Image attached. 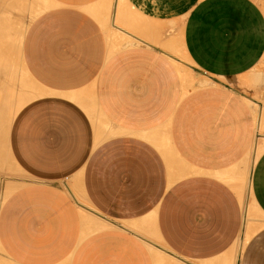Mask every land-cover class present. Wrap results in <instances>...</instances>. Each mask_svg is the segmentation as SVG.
I'll list each match as a JSON object with an SVG mask.
<instances>
[{
	"label": "crops",
	"instance_id": "0c3cea01",
	"mask_svg": "<svg viewBox=\"0 0 264 264\" xmlns=\"http://www.w3.org/2000/svg\"><path fill=\"white\" fill-rule=\"evenodd\" d=\"M108 4L46 0L24 29L35 92L7 132L24 178L0 202L2 253L15 264H158L157 253L264 264V148L251 163L264 140V11L196 0L175 23L179 6L136 9L137 20L162 18L149 22L161 34L139 19L132 31L146 41L112 49L125 14ZM177 41L192 61L186 77L170 56Z\"/></svg>",
	"mask_w": 264,
	"mask_h": 264
},
{
	"label": "bare ground",
	"instance_id": "6f19581e",
	"mask_svg": "<svg viewBox=\"0 0 264 264\" xmlns=\"http://www.w3.org/2000/svg\"><path fill=\"white\" fill-rule=\"evenodd\" d=\"M45 4H46V0H0V173L1 174H2V172H3V174L5 172H7V165L8 164H7V160H6L7 157H6V153H5V144H6V139H7L8 128L10 125L11 112L14 109V106L22 103L23 100L27 96L34 95V92H35L34 91L35 88L33 85H28V83L25 84L22 81L20 84H16V77L15 76H17V75H15V70H16V66H17V62H16L17 44L21 43L22 35H23L24 29L26 27V21L28 23L45 6ZM178 6H179V2L177 0H117L115 5H114V9L115 10L118 9L120 11V14H121L122 9H123L124 14H125L124 22L131 24V23H137L139 19H142V17L140 15H142L143 13L140 14L141 13L140 11H138V12H140L138 15V18H139V16H140V18L138 20L136 19V17H137L136 9L141 10V11H147L150 13V15L154 16V15H159L160 13H166V12H168V10L170 8L176 9V7H178ZM92 11L95 12V10H93V9H92ZM142 16H144V14ZM176 16H178V15H176ZM146 17L150 18L147 15H146ZM153 18H155V17H153ZM153 18L150 21L152 23V20H153L155 26H156V22H157V25L159 26V21L163 20L162 18H160V19L158 18L159 21H158V19L156 21V19H153ZM170 19H172V17L166 18V24H168V23L170 24V22H171V25H172V21L175 19V16H173V20L170 21ZM176 20H175V22H176ZM139 21L142 23L148 22L147 25H149V22H150V21H148V19H146V21H144V22H143V19L139 20ZM163 22L165 23V21H163ZM163 22L161 21L160 23H163ZM139 23H137V24H139ZM146 23L144 24V27H145ZM113 24L116 25L114 22H113ZM173 24H175V23H173ZM150 25L148 26L149 28H151ZM152 25H153V23H152ZM162 25L160 24V27ZM129 26L132 27V24ZM153 26H152L153 29H157V28H154ZM116 27L118 28L117 29L118 31L113 33L112 40L110 42L112 45L111 46L112 49H118V48L125 46L127 44H130L134 41H137V42L146 41L143 38L144 34L141 37L138 34L136 35L133 32H131L125 28H122L118 25ZM161 28H158L157 31L153 30L154 33L155 32L158 33V31H159L161 34V32H162V31H160V30H162ZM141 29H143V27ZM174 29H175V27L172 29V32ZM177 29H178V27H177ZM147 30L149 31V29H147ZM147 30H143V33ZM152 33H150L148 35L152 36ZM164 33H166V32H164ZM169 33H171V32H169ZM176 33H177V31H176ZM139 34L142 35L141 32ZM156 35H158V34H156ZM156 35H155V37H156ZM172 35H173V33H172ZM180 35H182V33ZM153 36H154V34H153ZM157 37H156V39H157ZM172 37H175V35ZM177 38L181 39L179 37V35ZM177 38H175V39L177 40ZM159 39H158V41H159ZM175 39L173 40L174 42L176 41ZM168 40H169V38H168ZM168 40H167V45H168ZM152 41H153V38H152ZM170 41L172 43V39ZM163 43H162V45L164 47L165 46L164 44L166 42L164 44ZM177 43L178 44L176 47H172L173 49L171 47L169 48V49H172V51L174 52V53L171 52L170 56L177 63L178 70H179L180 74L183 76L185 74L184 70L185 71L188 70V69H184V67H185V65L189 66L191 64L190 63L191 60H189V58L187 57V53L184 51V49L181 45V42L177 41ZM172 44L175 45L176 43H172ZM172 44H170V45L172 46ZM170 45H168V46H170ZM188 66H186L185 68H188ZM189 70L187 72L188 74H189ZM262 72L264 74V70H262ZM204 73H205V71H204ZM259 74H260V72H259ZM257 76H259V75H257ZM184 77H186V76L184 75ZM254 77H255V75H254ZM200 78H202V77L200 76ZM198 79H199V77H198ZM198 79H196L195 81H197ZM199 80H198L199 83L204 82L203 79H199ZM195 81H193V82H195ZM189 83H192V81H189ZM242 85H245V83L244 84L242 83ZM243 87H245V86H243ZM257 90H258V88H257ZM251 96H252V94H251ZM263 130H264V120L262 121V123L260 121V125H259V132H262ZM262 148H264V140H262L256 146L255 151H254V155H253V159H251V163L254 162L258 152L260 150H262ZM3 174L1 176H3ZM237 191H238V195L242 201V204H244V207H246L247 216H249L251 214V212H253V213L256 211L258 212V209L255 207L254 201L252 200L251 184H250V178L249 177L248 178H247V176L243 177V179L241 180V182L237 188ZM97 223L99 224V226L106 225V222L101 221V220L98 221ZM156 255H157L156 259H157L158 264H183V261L180 258L168 257V256H165L163 254H158V253ZM232 255H234L233 252H232L231 256Z\"/></svg>",
	"mask_w": 264,
	"mask_h": 264
},
{
	"label": "rangeland",
	"instance_id": "374dc122",
	"mask_svg": "<svg viewBox=\"0 0 264 264\" xmlns=\"http://www.w3.org/2000/svg\"><path fill=\"white\" fill-rule=\"evenodd\" d=\"M117 0H109V4L105 7L106 9L108 8H112ZM179 2V8L181 9L178 20H176V22H181L182 18L184 16V14L186 13V11L188 10V8L193 4L194 1L196 0H177ZM262 8V10L264 11V0H255ZM137 12V11H136ZM138 13V12H137ZM183 13V14H182ZM128 16V15H127ZM130 16V15H129ZM137 18V17H136ZM175 22V21H174ZM175 22V23H176ZM116 24V23H115ZM132 24V27L129 26ZM125 23L124 24V28L133 32V23ZM26 25H27V21H26ZM117 26V25H115ZM116 29H118L117 27H115ZM129 28V29H128ZM118 31V30H117ZM173 52V51H172ZM174 53V52H173ZM16 62H17V66H16V70H15V76L16 77V84H20L21 81L24 82L25 84L28 83V85H33L32 81L30 80V78L28 77L22 62H21V58H20V43L17 44V49H16ZM31 96H27L22 103L14 106V109L11 112V118L13 117L14 113L16 112V110L25 102L27 101ZM10 118V121H11ZM5 153H6V160H7V172H5L3 174V176H1L2 174L0 173V202L2 201V199L8 194L9 191H11L13 188H15L17 185L20 184L21 180L24 178L22 172L20 171V169L18 168V166L15 164V162L13 161L10 152L8 150L7 147V143L5 144ZM7 174V175H6ZM5 175V176H4ZM11 179V180H10ZM4 187V188H3ZM4 191V192H3ZM2 194V195H1ZM0 264H15L12 261H10L8 258L5 257V255L2 253L1 249H0Z\"/></svg>",
	"mask_w": 264,
	"mask_h": 264
}]
</instances>
